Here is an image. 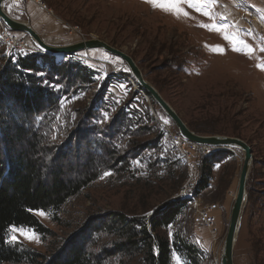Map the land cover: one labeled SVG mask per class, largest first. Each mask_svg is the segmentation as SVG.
<instances>
[{"label":"rangeland","instance_id":"obj_1","mask_svg":"<svg viewBox=\"0 0 264 264\" xmlns=\"http://www.w3.org/2000/svg\"><path fill=\"white\" fill-rule=\"evenodd\" d=\"M33 3L42 10L35 12ZM160 3L166 5V0ZM179 7L181 11L176 12L153 6L146 0H7L4 3L13 18L30 22L33 28L40 26L42 34L34 29L50 45L102 39L125 51L188 125L212 123L224 131L222 135L241 138L251 146L253 160L234 262L264 264V67H258L264 66V17L258 18L253 11H247L242 1L234 7L241 16V24L224 15L225 9L214 0L197 7L186 3ZM20 36L27 41L28 48L23 51L42 52L29 35L20 33ZM18 53L0 38V70L9 57ZM54 57L57 62L69 58ZM72 60L94 73L90 83L78 82L68 88L64 81L55 84L60 94L68 90L69 95L62 94L59 109L53 116L51 148L67 151L70 154L67 162H84L88 158L84 156L88 144L93 147V154H101L100 146L92 142L99 139L109 144L103 150H116L120 154L130 150V155L117 163L103 153L104 161L96 159L98 178L69 198L58 211H44L46 215L34 212L46 233L20 226L17 228L35 231L39 239L29 240L17 232L18 242L48 256L88 222L109 211L150 216L164 203L184 197L181 191L187 190L202 205L214 207V215L221 211L222 234L218 233L216 220L215 234L201 226L189 201L177 221L163 232L170 238L178 233L195 243L203 252L198 264H220L243 151L229 149L232 154L213 169L210 186L195 193L200 161L187 162L171 136V132L178 131L176 125L139 87L128 65L102 49L81 51ZM101 92L104 96L99 100ZM128 110L140 114V121L124 136V129L116 134L115 128L109 127L110 122L117 113ZM136 128L140 130L134 131ZM133 140L135 144H131ZM105 172L110 175H104ZM10 235L11 228L7 239ZM205 241H211L213 248L205 247ZM102 243L97 242L92 250L99 252ZM173 258V264H183L177 255ZM103 264L137 263L135 259L116 256L104 259Z\"/></svg>","mask_w":264,"mask_h":264},{"label":"trees","instance_id":"obj_2","mask_svg":"<svg viewBox=\"0 0 264 264\" xmlns=\"http://www.w3.org/2000/svg\"><path fill=\"white\" fill-rule=\"evenodd\" d=\"M72 58L57 62L46 53L21 51L9 57L0 70V264H103L104 259L116 256L135 259L137 264H173L174 254L183 264H198L203 252L195 243L178 233L170 238L163 232L184 209L186 200L182 198L164 203L150 216L109 211L88 222L48 256L22 243L8 242L11 226L46 233L34 212L58 211L69 198L98 178L96 159L104 161L103 153L117 163L130 155V150L123 154L103 150L109 144L99 139L92 142L100 146L101 154H93V147L88 144L84 152L88 158L84 162H67L70 155L67 151L51 148L53 116L62 94L69 95L68 90L60 94L55 84L64 81L68 88L78 82L90 83L94 73ZM102 92L99 100L104 96ZM97 103L94 102V107ZM140 117L138 113L120 111L109 127L115 128L116 134L124 129V136L139 123ZM189 126L202 135L225 134L212 123ZM131 144H135L134 140ZM230 154L228 148H214L209 154L199 155L200 177L195 193L210 186L213 169ZM99 241H103L101 249L94 252L92 248Z\"/></svg>","mask_w":264,"mask_h":264},{"label":"water","instance_id":"obj_3","mask_svg":"<svg viewBox=\"0 0 264 264\" xmlns=\"http://www.w3.org/2000/svg\"><path fill=\"white\" fill-rule=\"evenodd\" d=\"M5 1L6 0H0V18L2 19L4 24L13 32H20L29 35L43 53L52 56H55L57 53H61L63 55V58H66L73 57L77 53L85 50H105L106 52L119 57L128 65L139 87L147 92L153 98V100L164 110L167 116H169L173 123L176 125L178 132L184 138L199 145L214 148H238L243 151V165L239 175L236 196L231 206L229 223L220 257V264H235L234 249L239 225L242 219V212L247 194V183L253 160V150L251 146L245 140L238 137L218 134L202 135L192 130L190 126L179 115V113L162 96L159 90L145 78L142 69L139 67L134 58L125 51L112 46L102 39L82 40L65 46L50 45L32 27L30 22L21 21L10 16L4 8Z\"/></svg>","mask_w":264,"mask_h":264},{"label":"built area","instance_id":"obj_4","mask_svg":"<svg viewBox=\"0 0 264 264\" xmlns=\"http://www.w3.org/2000/svg\"><path fill=\"white\" fill-rule=\"evenodd\" d=\"M0 38L13 50L23 51L28 48L27 41L20 36V33L11 31L0 18ZM173 141L177 145L180 152L185 156L189 164L199 160L200 154H209L211 147L199 145L184 138L178 131L171 132ZM181 194L184 195L186 201L195 208L197 222L207 228L210 233L215 234L217 229L215 228V215L214 207L208 205H202L197 198L193 197V192H187L182 190Z\"/></svg>","mask_w":264,"mask_h":264},{"label":"crops","instance_id":"obj_5","mask_svg":"<svg viewBox=\"0 0 264 264\" xmlns=\"http://www.w3.org/2000/svg\"><path fill=\"white\" fill-rule=\"evenodd\" d=\"M214 1H216V3H218V7L222 8V9H225V11L224 12L222 11V13L224 15H227L229 17V19L233 20V22L236 23V24H241L242 23L241 16L236 14V9L234 8V7L237 6L239 1L240 2L242 1L245 4V7H246L247 11L251 10V11L254 12V14L256 13L255 14L256 17H258V18L259 17H261V18L264 17V0H214ZM32 8H33V10H36L35 12H37V11L39 12V11L42 10V7L39 6L37 3H33L32 4ZM239 9L242 10V8H240V7H239ZM16 18H18V17H16ZM34 28L40 34H42V30H41L40 26L37 25ZM120 93L124 94L123 92H120ZM215 215H216L215 216L216 217L215 220H216V226L218 228V233L222 234L223 217H222L221 211L218 210ZM206 239H209V237H207ZM211 241L210 242L205 241V247H208V249L213 248V246H212L213 244H211ZM200 243L201 244H199V245H201L203 247L202 242H200Z\"/></svg>","mask_w":264,"mask_h":264},{"label":"snow or ice","instance_id":"obj_6","mask_svg":"<svg viewBox=\"0 0 264 264\" xmlns=\"http://www.w3.org/2000/svg\"><path fill=\"white\" fill-rule=\"evenodd\" d=\"M146 2L152 4L153 6L167 7L168 10H174L176 12H180L181 8L179 7V5L182 3H186V4L190 5L191 7H197L198 4L210 2V0H166V5L161 4L160 0H146ZM185 15H187L186 12H185ZM258 67H264V66L258 65ZM41 75H42V73H41ZM105 118H107V114H105ZM167 122L168 121H165V123H167ZM217 167H219V165H217ZM104 175L107 176V175H110V173L105 172ZM29 211H32V209H29ZM36 211L40 215H46V213L42 209H37ZM147 215H150V213H148ZM11 232H12V235H10L9 239H8L9 243H17L18 242V236L15 234L17 232L29 240H38L39 239V237L36 235L35 231H26L24 229L17 228L15 226H11Z\"/></svg>","mask_w":264,"mask_h":264},{"label":"bare ground","instance_id":"obj_7","mask_svg":"<svg viewBox=\"0 0 264 264\" xmlns=\"http://www.w3.org/2000/svg\"><path fill=\"white\" fill-rule=\"evenodd\" d=\"M20 33V32H19ZM55 56H57L58 58L63 57V55L61 53H57Z\"/></svg>","mask_w":264,"mask_h":264}]
</instances>
